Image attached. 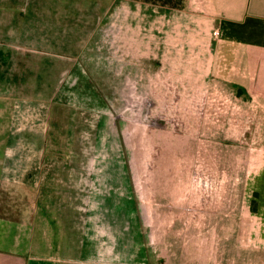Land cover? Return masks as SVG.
<instances>
[{"label":"rangeland","instance_id":"1","mask_svg":"<svg viewBox=\"0 0 264 264\" xmlns=\"http://www.w3.org/2000/svg\"><path fill=\"white\" fill-rule=\"evenodd\" d=\"M13 1L0 8V36L38 48L30 59L46 64V77H30V96L15 99L9 136L16 151L62 160L50 178L60 212L77 205L80 233L89 230L78 264H238L230 217L245 196V156L263 143V115L259 107L247 121V104L235 113L216 96L205 26L192 17L183 48L171 9L174 49L159 65L143 58L137 74L134 50L120 47L135 35L125 40L119 0ZM158 6L160 17L169 10ZM256 253L239 264H261Z\"/></svg>","mask_w":264,"mask_h":264},{"label":"crops","instance_id":"2","mask_svg":"<svg viewBox=\"0 0 264 264\" xmlns=\"http://www.w3.org/2000/svg\"><path fill=\"white\" fill-rule=\"evenodd\" d=\"M10 1L1 0L0 8H5V3ZM27 1L40 3L42 0ZM158 7L133 0L114 3L125 40L132 33L135 35L133 45L131 40L120 45L126 52L134 50V57L139 60L134 63L135 72H142L143 58L157 65L163 57L169 58L176 31L174 10L181 14L178 18L182 17L177 28L181 45L189 49L193 17L201 24L198 27L205 26L204 32L209 36L204 48L214 51L211 79L216 96L229 98L235 113H240L239 107L247 104L250 109L243 111L247 121L260 107L263 120L259 128L264 131V0H188L186 8H169L161 17ZM2 13L0 18L8 17L6 11ZM15 15L13 12L9 17ZM214 31L219 34L214 35ZM32 49L38 48L20 46L0 36V264H78L80 243L90 241L89 230L84 228L85 232L80 233L77 205H72L71 211L66 208L60 212L62 192L53 186L50 178H56V171L63 172L62 160L56 159L57 165L46 154L16 151L14 146L19 144L9 136V130L16 126L15 99L30 96V77H46L41 71L45 63L37 58L32 64L29 54ZM128 66L125 64V72ZM36 68L38 74H32ZM106 68L104 71L109 72V62ZM137 74L136 77H141ZM29 128L27 125L26 129ZM254 128L248 125L244 136ZM262 137L263 143H257L253 152L245 156L246 185L242 190L245 196L230 217V237L238 264L244 256H258L256 251L262 252L261 264H264V132ZM251 263L259 264L255 259Z\"/></svg>","mask_w":264,"mask_h":264},{"label":"trees","instance_id":"3","mask_svg":"<svg viewBox=\"0 0 264 264\" xmlns=\"http://www.w3.org/2000/svg\"><path fill=\"white\" fill-rule=\"evenodd\" d=\"M133 1H140L144 3H150L154 5H160L163 7L181 10L186 8L188 0H133Z\"/></svg>","mask_w":264,"mask_h":264},{"label":"built area","instance_id":"4","mask_svg":"<svg viewBox=\"0 0 264 264\" xmlns=\"http://www.w3.org/2000/svg\"><path fill=\"white\" fill-rule=\"evenodd\" d=\"M219 34V32L218 31H214V35H218Z\"/></svg>","mask_w":264,"mask_h":264}]
</instances>
